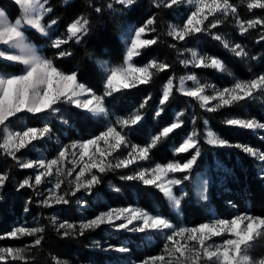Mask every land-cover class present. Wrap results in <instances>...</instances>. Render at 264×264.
Segmentation results:
<instances>
[{
  "label": "snow or ice",
  "instance_id": "snow-or-ice-1",
  "mask_svg": "<svg viewBox=\"0 0 264 264\" xmlns=\"http://www.w3.org/2000/svg\"><path fill=\"white\" fill-rule=\"evenodd\" d=\"M14 3L20 10V15L14 20L0 9V154L10 158L15 167L33 170L31 175H26L17 183V191L32 190L41 197L39 205L51 209L57 205H68L69 197L82 191L91 194L107 173L131 169V174L121 175L122 180L139 181L157 189L173 209L179 210L183 195H177L175 189L191 179L201 157V134L195 128L196 117L193 115L191 118L194 125L191 132L172 149L174 156L188 154L187 159L146 167L144 165L151 160L153 149L184 127L185 120L182 118L185 112L175 113L170 123L162 126L146 143L138 144L130 139L129 130L144 120L142 110L151 96H147L139 108L115 120L107 106L108 98L114 97V94L149 85L155 76L172 68L169 63L155 58L143 65L134 63L143 50L158 43V38H149V34L156 31L155 17L148 18L139 27L122 28L123 60L116 65L102 63L103 90L97 93L79 80L78 72H65L57 63L72 55L66 46L70 43L80 44L89 35L91 24L88 16L84 13L77 15L65 26L64 31L58 32L56 19L45 21V17L53 11L49 0H14ZM63 3L67 5L69 0H63ZM137 4L138 0H110L106 7L112 12H123L131 11ZM88 7L96 14L104 12V6L94 7L89 3ZM154 7L186 9V18L179 24L169 25L167 32L176 42L169 46L177 51L180 65L185 69H212L233 77L229 86L217 87L202 82L194 72L179 77L169 76L162 85V94L154 109L155 118L161 117L165 106L177 92L188 98L189 102L195 101L208 113L264 95V74L246 80L237 78L222 59L199 51L196 47L183 46L189 38L207 34L243 61L249 57L245 47L230 42L212 30L232 17L240 34L244 35L256 26L264 28V19L241 20L237 15V6L230 0H154ZM246 7L249 11L264 9V0H248ZM32 34L42 38L43 47L30 42ZM178 44L182 47L178 48ZM49 49L52 50L50 56L45 54ZM69 109L79 110L74 114L83 119L104 121V129L89 139L68 144H59L57 140L59 148L51 159L42 154L35 159H23L25 150L30 152L36 148L35 142L52 139L55 120L68 123L62 113ZM25 117L35 119L40 126L19 123ZM224 123L253 132L264 130V123L254 118L227 119ZM204 127L205 144L214 148H236L264 164V152L247 144H232L208 127L207 120L204 121ZM260 172L264 174V167H261ZM9 180L8 172H0V190ZM66 181L65 189L63 186ZM115 190L119 191L118 188ZM203 193L202 188L200 199H207ZM78 203L83 206V202ZM51 223L62 238L84 236L86 232L98 230L102 226L117 232L162 235L164 243L160 254L133 264H264V257L255 260L251 256L256 242L264 239V215L246 211L231 218H218L213 214L209 221L192 227L178 225L162 214L138 206L109 208L79 225L58 223L55 217L51 218ZM44 232V226L18 225L0 235V240L36 237L31 245L24 247L0 246V264H5L9 258L12 261H26L25 252L41 245ZM215 238L220 239L217 241ZM94 246L99 248V242H94ZM104 250L117 253L130 251L126 246L111 245ZM56 264H61V261L57 260ZM63 264H67V261Z\"/></svg>",
  "mask_w": 264,
  "mask_h": 264
},
{
  "label": "trees",
  "instance_id": "trees-1",
  "mask_svg": "<svg viewBox=\"0 0 264 264\" xmlns=\"http://www.w3.org/2000/svg\"><path fill=\"white\" fill-rule=\"evenodd\" d=\"M110 0H69L65 5L63 0H49L53 11L46 16L45 21L56 19L58 32L77 15L84 13L90 19L89 35L80 44L70 43L68 47L72 55L58 61V66L65 72H78L79 80L91 87L97 93L103 90V69L101 61H108L116 65L122 62L124 45L122 41V28L124 26H141L148 18L155 17L156 31L149 34V38H158V43L143 50L140 57L135 58L137 65H143L150 59H158L172 65V68L155 76L149 85L123 90L108 98V109L115 117L126 116L139 108L147 96H151L146 107L142 110L144 120L134 129L129 130V137L134 143L144 144L152 135L157 133L162 126L171 122L173 115L184 111V127L176 130L167 140L161 142L151 153V160L144 166L165 164L170 160L187 159L188 154L174 156L172 149L178 146L182 138L191 132L194 125L191 118L196 117V130L201 134V157L193 169L191 179L175 189L178 195H183L181 203V216L175 212L157 189L145 186L139 181H126L121 179L123 174H131V169L109 172L102 177V183L96 186L92 193L85 195L77 193L69 197L68 205H61L58 209L43 208L39 205L37 195L30 189L17 191V183L26 175H31V170H22L14 166L10 158L0 154V172H8L10 180L1 190L0 194V235L10 232L17 223L35 221L38 226H44V239L40 246L29 248L25 252L26 261H12L10 258L5 264H56L57 260L67 261V264H107L114 262L115 255L101 251L94 246V242L108 240L111 244L119 246L120 239L129 241L130 255L133 259H142L154 255L162 245V241L155 247H143L137 250L136 246L141 241L137 234H120L113 237L103 228L86 232L84 236L62 238L51 223V216L55 214L60 222L79 224L83 213L78 201L83 198L87 204L84 213L89 218H94L101 211L108 208L138 206L150 212L162 214L178 225L186 224L196 226L206 222L212 217L213 210L220 218H231L233 215L246 211L256 215H264V174H261L262 163L242 153L236 148H214L204 143V121L222 138L232 144H247L264 152V131L244 130L227 126L224 121L233 118H254L264 123V95H257L255 100L241 102L231 108H223L214 113L205 112L195 102H189L178 92L165 106V111L160 118L154 117V109L158 106L162 94V85L169 76L176 77L194 72L201 79L208 80L218 87L229 86L232 76L227 73H218L212 69H185L178 63L177 51L169 45L176 43L167 35L169 25L178 22L179 9H165L154 7V0H138V4L131 11L112 12L106 5ZM237 6V15L243 21L250 19H264V9L249 11L246 7L247 0H230ZM94 7L104 6V12L94 13L88 4ZM119 8V6H115ZM0 8L5 10L13 20L20 15V10L14 0H0ZM213 32L222 34L232 43H239L245 47L249 57L243 61L236 58L210 35L198 34L191 37L183 44L184 47H196L202 52L222 59L233 75L240 79H250L255 75L264 74V28L256 26L241 35L232 17H229ZM30 42L37 47H43L42 38L32 34ZM182 47L181 44L177 45ZM46 55H51L49 49ZM256 57V59H252ZM18 69L19 66H16ZM79 110L69 109L62 113L67 124L59 119L54 121L53 136L60 140L71 142L89 139L104 129V121L95 118L83 119L74 113ZM19 123H29L40 126L35 119L25 117ZM209 172L211 185L207 190L208 200H201L197 194L195 180L198 175ZM67 186V185H66ZM119 189L116 191L115 189ZM183 189V190H182ZM186 193V195H184ZM231 202V203H229ZM27 209V210H26ZM36 237H24L19 240L3 239L0 246L24 247L31 245ZM251 256L257 260L264 257V239L256 242L251 251Z\"/></svg>",
  "mask_w": 264,
  "mask_h": 264
},
{
  "label": "rangeland",
  "instance_id": "rangeland-1",
  "mask_svg": "<svg viewBox=\"0 0 264 264\" xmlns=\"http://www.w3.org/2000/svg\"><path fill=\"white\" fill-rule=\"evenodd\" d=\"M248 1V0H247ZM1 9V8H0ZM179 10H180V12H179V14H178V22L176 23V24H179V23H181V21L184 19V18H186L185 17V13H186V9L185 8H183V7H181V8H179ZM46 18V17H45ZM129 26H132L133 28L134 27H139V26H135V25H129ZM238 27V26H237ZM33 43V42H32ZM198 50V49H197ZM200 51V50H199ZM102 63H110V62H108V61H101L100 62V65H102ZM134 63H135V61H134ZM113 65V64H112ZM102 68V67H101ZM202 80V82H209V83H212V82H210V81H208V80H205V79H201ZM213 84V83H212ZM189 86H191V82H189ZM218 87V86H217ZM116 119V117L113 119V120H115ZM256 131H258V130H256ZM261 131H264V130H261ZM57 140H59V144H68L69 142H66V141H63V140H60L59 138H56L55 139V137L52 135V139L51 140H46V141H39V142H35L36 143V148L34 149V150H32V151H28V150H25V152H26V155H24L23 156V159H35V158H38V157H40L41 156V154L45 157V158H47V159H51V158H53L54 156H55V154H56V151L58 150V148H59V144L57 143ZM69 167H71V165H69ZM262 167H264V164L262 165ZM261 169V168H260ZM77 171H78V169H77ZM32 172H33V170H31V174H32ZM75 175V173H73V176ZM69 179H71V177L69 178ZM206 182V183H205ZM67 181L65 182V185L63 186L65 189L67 188ZM211 185V176L209 175V172H205V174H203V175H198L197 176V178H196V180H195V186H196V189H197V194H198V196H199V198H200V196H201V189L203 188L204 189V195H206L207 196V190H208V188H209V186ZM180 187V186H179ZM183 190V189H182ZM83 192V191H82ZM85 195H89L88 193H85V192H83ZM92 193V192H91ZM0 194H1V190H0ZM178 195V194H177ZM38 197V199L40 200L41 199V197H39V196H37ZM202 200V199H201ZM203 200H205V201H207L208 200V198L207 199H203ZM79 201H81V202H83V206L80 204V203H78V205H79V207H80V209H81V211H82V213H83V218L81 219V221H80V223L81 222H85V221H87V220H89V219H91V218H89L85 213H84V211L83 210H85L86 208H87V204H86V202L83 200V198L82 199H80ZM61 205H57V206H55L54 207V209H58L59 207H60ZM133 207H136V206H133ZM111 208V207H110ZM120 208V207H119ZM172 208V207H171ZM109 209V208H108ZM173 209V208H172ZM175 212H177L180 216H181V210L179 209V210H176V209H173ZM211 212H212V214H215V212L213 211V210H211ZM52 217H55L56 218V220H57V222L59 223L60 221H59V217L55 214V212L52 214V216H51V218ZM215 217H218V218H220L218 215H216L215 214ZM213 218V215H212V217H210L209 218V220L210 219H212ZM208 220V221H209ZM18 225H25V226H28V227H35V226H38L36 223H35V221H28V220H24V221H21V222H19V223H17V225L16 226H18ZM79 225V224H78ZM181 226H188V227H192V226H190V225H186V224H180ZM101 228H103V230L106 232V233H108L109 235H111V236H113V237H118V235H120V234H127V233H130V234H137V235H139V236H141V241H140V243L139 244H137V246H136V249L137 250H142L143 249V247H155V246H157L158 244H159V242L160 241H162V245L157 249V251L155 252V254L154 255H158V254H160V252H161V250H162V248H163V243H164V241H163V237H162V235H160V234H156V233H147V234H140V233H131V232H124V231H120V232H117V231H115V230H112V229H110V228H108L107 226H102ZM217 241L220 239V238H215ZM120 241L122 242V244L121 245H119V246H126V247H128V243H129V241H127V240H125V239H120ZM96 242H99V241H96ZM99 244H100V247H99V249L101 250V251H105V252H109V253H112V254H114L115 255V260H114V262H108L107 264H133V262H136V261H139V260H141V259H139V260H137V259H133V257L132 256H129L130 254V251H131V249H130V251L128 252V253H117V252H115L114 250H109V251H106V250H104V249H107L110 245L111 246H115V245H113V244H111V242H109L108 240H106V241H103V242H99ZM119 246H115V247H119ZM154 255H151V256H154ZM147 257H150V256H146L145 258H147ZM143 259V258H142ZM260 259V258H259ZM259 259H257V260H259Z\"/></svg>",
  "mask_w": 264,
  "mask_h": 264
}]
</instances>
